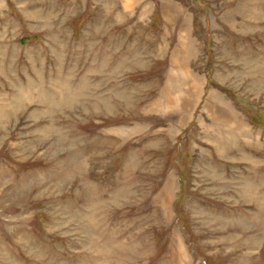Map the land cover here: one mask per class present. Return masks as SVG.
Segmentation results:
<instances>
[{
    "label": "rangeland",
    "instance_id": "1",
    "mask_svg": "<svg viewBox=\"0 0 264 264\" xmlns=\"http://www.w3.org/2000/svg\"><path fill=\"white\" fill-rule=\"evenodd\" d=\"M0 264H264V0H0Z\"/></svg>",
    "mask_w": 264,
    "mask_h": 264
}]
</instances>
